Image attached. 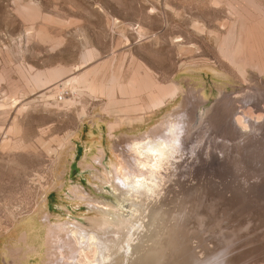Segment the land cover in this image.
Listing matches in <instances>:
<instances>
[{
	"label": "rangeland",
	"instance_id": "1",
	"mask_svg": "<svg viewBox=\"0 0 264 264\" xmlns=\"http://www.w3.org/2000/svg\"><path fill=\"white\" fill-rule=\"evenodd\" d=\"M183 108L169 209L202 261L264 264V0H0V264L108 218L127 137Z\"/></svg>",
	"mask_w": 264,
	"mask_h": 264
},
{
	"label": "bare ground",
	"instance_id": "2",
	"mask_svg": "<svg viewBox=\"0 0 264 264\" xmlns=\"http://www.w3.org/2000/svg\"><path fill=\"white\" fill-rule=\"evenodd\" d=\"M40 82L46 84L49 80L41 77ZM199 97L196 100L201 101ZM192 112L189 108L180 109L152 131L140 137H127L126 145L138 143L139 146L120 152L123 171H114L118 184L111 202L93 198L113 210H102L108 218H94L84 224L64 223L50 229L49 264H60L65 259L70 264H83L79 259L81 253L87 264H210L208 260L202 261L205 248L194 249L198 245V242L192 245L196 241L191 239L194 233L182 227L188 225L190 217L169 209L167 196L171 189L165 188L166 176H171L183 153L185 138L193 129Z\"/></svg>",
	"mask_w": 264,
	"mask_h": 264
},
{
	"label": "clouds",
	"instance_id": "3",
	"mask_svg": "<svg viewBox=\"0 0 264 264\" xmlns=\"http://www.w3.org/2000/svg\"><path fill=\"white\" fill-rule=\"evenodd\" d=\"M169 131H171V129H169ZM175 142L178 144L179 143V133H177V138H176V140H175ZM139 145H138V143H133V144H128V145H126V149H128V150H132V149H134V148H136V147H138ZM164 145H161V147H163ZM148 151H152L151 149H149Z\"/></svg>",
	"mask_w": 264,
	"mask_h": 264
},
{
	"label": "built area",
	"instance_id": "4",
	"mask_svg": "<svg viewBox=\"0 0 264 264\" xmlns=\"http://www.w3.org/2000/svg\"><path fill=\"white\" fill-rule=\"evenodd\" d=\"M62 97L60 96V99H61Z\"/></svg>",
	"mask_w": 264,
	"mask_h": 264
}]
</instances>
